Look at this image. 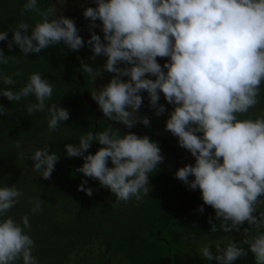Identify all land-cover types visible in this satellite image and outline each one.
<instances>
[{
    "label": "clouds",
    "instance_id": "obj_1",
    "mask_svg": "<svg viewBox=\"0 0 264 264\" xmlns=\"http://www.w3.org/2000/svg\"><path fill=\"white\" fill-rule=\"evenodd\" d=\"M64 3L55 0L42 7L41 0H24L20 15L33 13L39 19L0 30V41L7 42L9 51L18 47L24 58L60 43L71 51L89 48V60L104 57L100 67L82 60L79 69L92 85L102 73L113 74L90 93L103 117L132 129L150 125L149 116L139 111L145 99L155 116L167 111L165 131L194 161L179 167L174 177L187 189L199 190L200 213L204 206L214 210L216 222L209 218V236L239 232L248 225L239 242L225 236L221 242L199 243L197 256L207 264H234L250 252L254 264H264V211H258L264 203V112L254 117L249 113L264 85V0H92L95 7L82 11L89 22L87 40L78 34L74 20L56 7ZM157 58H166L163 65ZM18 62L17 55L0 49V96L12 104L26 100L28 116L46 111L52 133L69 119V112L51 102L53 84L39 72H32L14 91L13 76L22 72L9 75L4 67ZM161 96L171 111L159 103ZM7 115L8 109L0 106V116ZM93 142L100 147L85 155ZM15 147H21L18 141ZM64 148L66 157L83 160L76 173L98 181L114 196L112 207L143 202L150 191L149 176L164 160L158 142L149 136L131 131L121 135L113 127L83 132L77 143ZM25 158L33 161L32 171L47 180L60 155L44 144L17 153V159ZM88 179L81 180L77 191L91 197ZM23 196L15 184H0V264H39L29 215L17 221L9 214ZM43 203L33 197L29 213H39Z\"/></svg>",
    "mask_w": 264,
    "mask_h": 264
},
{
    "label": "trees",
    "instance_id": "obj_2",
    "mask_svg": "<svg viewBox=\"0 0 264 264\" xmlns=\"http://www.w3.org/2000/svg\"><path fill=\"white\" fill-rule=\"evenodd\" d=\"M23 2L0 0V30L15 27L21 20L34 24L33 13L20 15ZM48 4L51 0H41L42 7ZM8 39H11L10 30ZM0 49L5 55H17L18 63L4 67L9 75L22 72V75L13 76L15 84L11 87L14 91L23 86L32 72H39L53 84L51 102L69 112V119L49 133L46 111L28 116L26 100L12 104L0 96V106L8 109L6 117L0 116V184H15L24 193L20 204L9 210V214L17 221L21 216L29 215L30 235L35 241L33 255L39 264H207L197 256L199 243L206 242V239L221 242L225 236L237 242L242 240L243 228L248 227L246 223L240 226L239 232L218 231L209 236V218L216 222L214 210L204 206L203 213L198 211L203 204L198 189L189 190L182 184L181 207L177 208L174 165L167 150L159 143L164 160L149 176L148 196L138 205L129 201L112 207L114 196L106 188L99 187L98 181L75 172L83 160L66 157L64 145L77 143L78 137L88 130L95 134L108 127L118 133L120 129L98 117L85 103L74 68L55 47L50 46L38 54L30 53L26 58L20 55L15 45L9 51L6 41H0ZM66 50L80 67L82 49ZM165 59L161 58V65ZM81 74L84 87L90 93L88 74ZM29 99L35 102L34 98ZM261 112H264V85L261 86L259 103L249 110L253 117ZM120 132L121 135L127 133ZM17 141L21 145L19 149L15 147ZM44 144H49L51 151L60 155L51 178L47 180L32 171L33 161L17 159L18 152L30 153ZM99 147L93 142L85 155L94 154ZM82 179H88L86 186L93 189L91 197L77 191ZM33 197L44 201L42 210L36 214L29 213ZM258 211H264V203L258 205ZM243 247L247 249L246 245ZM209 264H216V261ZM234 264H254L253 255L249 252Z\"/></svg>",
    "mask_w": 264,
    "mask_h": 264
},
{
    "label": "flooded vegetation",
    "instance_id": "obj_3",
    "mask_svg": "<svg viewBox=\"0 0 264 264\" xmlns=\"http://www.w3.org/2000/svg\"><path fill=\"white\" fill-rule=\"evenodd\" d=\"M81 4L80 0L78 1V4ZM77 10L80 11V7L78 6L77 7ZM79 11L76 15H70L68 13H65L64 15L68 18H71L74 20L75 22V25L76 27L77 26H80V28L82 29V32L81 33H78L82 39L85 38L84 40H87L89 38V33L86 31L88 29V23L86 22V19L84 20H80V21H77L76 18L79 16ZM62 45V44H61ZM64 47V45H62ZM65 48V47H64ZM66 49V48H65ZM82 60L85 62V63H88L90 64L91 66L93 67H99L96 66V64L92 61V60H89L88 57L91 55V52L89 50V48L87 47H82ZM59 51V50H58ZM67 51V50H66ZM60 52V51H59ZM68 52V51H67ZM72 56V55H71ZM73 57V56H72ZM74 59V58H73ZM103 59H105L103 57ZM75 60V59H74ZM158 60V63H161V58H157ZM102 61L103 60H100L101 62V65L102 66ZM76 62V60H75ZM77 64V62H76ZM77 67L78 69H80L79 65L77 64ZM80 74H81V71L79 70ZM111 75L113 74H109L107 72H104L102 73V76L99 80L95 81V83L92 85L90 83V78L88 79V90H90V93L92 91V88L93 87H96V88H99L101 85L103 84H106L108 82V80L111 78ZM81 77H82V74H81ZM89 77V76H88ZM82 82H83V77H82ZM83 86H84V82H83ZM85 88V87H84ZM86 90V88H85ZM87 92V90H86ZM90 93L87 92V94L89 95V97L91 98L90 96ZM146 95V93H142V96ZM93 101V100H92ZM94 102V101H93ZM95 103V102H94ZM159 103L161 104H165V107L168 111H171L172 110V106L171 105H168L164 99H163V96H161V99L159 101ZM148 101L145 99L142 103V106L140 108V114L141 115H147L149 116L150 118V125L145 127L143 125H140V124H137V126H135L134 128H132L133 130L135 131H138V132H142L144 134H148V135H153V136H157L161 139H163L166 144L173 150V152L175 153V156L177 157L178 159V163H179V167H182L184 166L185 164H192L194 161H193V158L190 156V154L180 148L178 145H177V140L176 138L170 133V132H167L165 131V128H164V124H165V120L167 119V111L164 113V116L163 117H160V116H155L153 114V112L151 110H149L148 108ZM117 123V122H116ZM126 132V131H125ZM137 134V133H136ZM138 135H143V134H138ZM151 138V137H150ZM153 139V138H151ZM154 140V139H153ZM156 141V140H155ZM158 142V141H156ZM159 144H161L160 142H158ZM162 145V144H161ZM163 146V145H162ZM164 147V146H163ZM165 148V147H164ZM166 150V149H165ZM192 158V160H191Z\"/></svg>",
    "mask_w": 264,
    "mask_h": 264
},
{
    "label": "water",
    "instance_id": "obj_4",
    "mask_svg": "<svg viewBox=\"0 0 264 264\" xmlns=\"http://www.w3.org/2000/svg\"><path fill=\"white\" fill-rule=\"evenodd\" d=\"M35 18H36V20L39 19L38 16H35ZM53 47H55L57 50H59L60 53L68 60L70 65L74 68L75 76H76V80H77V84H78V88H79V91H80V95H81L82 99L85 101V103L90 107V109L98 117L103 118L107 123L111 124L112 126L118 128L120 130H123V131H126V132L131 131V132H134V133H137V134L147 135V136L153 138L154 140L160 142L165 147V149L167 150L168 154L170 155V158H171V160L173 162V165H174V172L179 168L178 159L175 156V153L166 144V142L163 139H161V138H159L157 136L144 134L142 132H138V131H135L133 129H128V128H126L123 125H120V124H118L116 122L110 121L107 118L103 117V114L100 112V110L98 109L97 105L92 101V99L87 94V92H86V90H85V88L83 86L81 74H80L79 69L77 67V64H76L75 60L73 59V57L71 56V54L69 52H67L66 49L61 44L54 45ZM176 182H177V208H180L181 207L182 182L179 181L178 179H176Z\"/></svg>",
    "mask_w": 264,
    "mask_h": 264
},
{
    "label": "rangeland",
    "instance_id": "obj_5",
    "mask_svg": "<svg viewBox=\"0 0 264 264\" xmlns=\"http://www.w3.org/2000/svg\"><path fill=\"white\" fill-rule=\"evenodd\" d=\"M78 1L79 0H65V3L61 6V5H56L57 8L61 9L62 11V14L64 15L65 13H68L70 15H76L78 13L79 10H77V7L79 6L80 7V11H79V16L76 18L77 21H80V20H84L85 18H83L82 16V11H83V8L84 7H95V5L92 3V0H80L81 4L79 3L78 4ZM51 4H55V0H51ZM87 23H89L87 20H86ZM97 23H99V21H97ZM77 28L79 29V33L82 32V29L80 28V26H77ZM88 32V29L86 30ZM93 31H95L98 35H101L102 37V33L100 32L99 29H93ZM89 33V32H88ZM85 39V38H83ZM100 60H103L102 61V65L104 63V60L103 57H96L95 60H92L96 66L101 65V62ZM102 76V75H101ZM100 76V78H101ZM99 77L96 79L99 80L100 79ZM163 115H161L160 117H163ZM192 160V158H191Z\"/></svg>",
    "mask_w": 264,
    "mask_h": 264
}]
</instances>
